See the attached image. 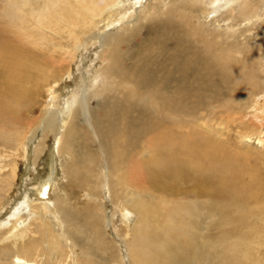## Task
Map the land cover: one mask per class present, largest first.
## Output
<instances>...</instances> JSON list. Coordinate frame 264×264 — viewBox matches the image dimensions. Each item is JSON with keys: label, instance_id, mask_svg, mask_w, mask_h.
<instances>
[{"label": "bare ground", "instance_id": "1", "mask_svg": "<svg viewBox=\"0 0 264 264\" xmlns=\"http://www.w3.org/2000/svg\"><path fill=\"white\" fill-rule=\"evenodd\" d=\"M73 1H68V6L60 7L59 5V9L55 13H48L51 17L50 21H47V25L41 22L43 17L39 20L40 30L37 29L40 34L49 32L53 35L52 37L50 35L51 38L48 40L41 36L38 37L40 41L36 40L40 44L38 47L46 50L47 53L45 54L43 51L42 56L36 52L37 50L30 51L27 48L20 71L11 78L0 79V126H2L6 119L15 121L24 117L30 107L35 108L36 97L33 95V88L36 87V84H40L41 87L52 92L62 81L68 80L67 78L72 76L74 60L79 59L80 63L84 64V59L81 58H84L86 51L94 45L99 48V52L93 53V62L87 60L89 65L86 70L88 73L91 72V77L87 82H81L77 92L68 91L69 95L66 93L69 96L67 100L65 99L66 103L70 99L72 101L64 105L65 109L59 113L53 107H43L36 118L33 117L35 119L30 117L34 121L25 124L24 131H17L15 141L18 142L17 146L21 147L25 155L26 144H35L37 137L39 138L38 144H35V153L38 159L39 155L45 151H49L51 155L53 150L60 155L69 154L68 157L72 158L73 164L69 168L68 177L74 184L73 189L88 190V195H98L99 193L94 192L95 188L91 190L89 187L85 188L89 170L82 176L81 169L84 170L94 164L97 171L95 186L100 189L104 187L106 191L110 192L111 196H108L113 199L117 193L113 194L112 192L117 188L122 193H124L123 189L132 188L148 192L157 191L162 186L159 185L158 175L153 168L146 164L148 162L150 164L159 156L163 157L166 162L173 161L175 167L185 169L191 167L192 172H195L194 169L197 166L200 167L195 153L202 152L204 153L202 168L206 172H212L209 169H213L214 163H216L210 154L213 151L212 144L204 138L202 143L196 144V140L190 132L189 124L200 118L217 116L221 121L226 119L228 125L238 126L245 138L254 140L260 146L264 144V114L250 104L251 100L259 94L256 92L259 88V81L262 80L257 78V72H259L257 66L264 54V29L257 38V35H253L254 27L250 28V26L255 25L258 21L260 15L257 13L256 7L259 4H264V0H208L207 3H204V0L200 2H196L197 0H172V2L159 0L145 8L143 14L132 22H129V19L136 13L133 8L135 5L139 6L144 0H133L127 5L125 0ZM235 5L238 7L237 12L234 8ZM211 8L215 11H212ZM41 12L43 11L41 10ZM45 20L43 19V21ZM213 21L217 23L219 29H222V25L228 29L227 24L242 25V28L237 31H225L224 36L205 27ZM241 22L243 23L241 24ZM21 24L19 28L22 32ZM104 29L109 32L103 33ZM88 30L93 31L86 35ZM128 32L133 34L130 37L131 46L127 44L128 36L121 37L122 34ZM62 35L66 37L62 39ZM54 36L56 37L54 38ZM27 37L24 35L25 39H28ZM30 39L32 38L30 37ZM93 50L94 47L91 51ZM236 53L241 56L242 64L235 66L233 58L236 57ZM78 55H81V58H78ZM37 57L44 59V62H39L42 68L37 66L39 61ZM102 61L104 63H101ZM91 65L94 66V69L89 68ZM77 68L79 69V66ZM256 103L257 101L254 104ZM259 104H262L260 107L263 109L264 103ZM247 115L249 118L246 117ZM20 128L22 127L20 126ZM51 140L53 145L48 146L47 143ZM91 142L98 147L86 151V147ZM149 147L153 149L148 155L146 148ZM189 152L195 155L189 157L187 161L175 162L172 160H181L189 156ZM16 169L13 166L12 174H15ZM91 186L93 185L91 184ZM46 187V184L36 187L40 202L34 205L30 214H43L49 209V203L52 201H45L49 196ZM248 187L249 185L245 188L248 190ZM259 192V190H255L256 194ZM126 193L127 191L125 195ZM261 193L264 194V191ZM247 197L249 200L254 195L247 192ZM26 200L24 198V203L18 204L17 210L13 214H9L14 221L13 230L16 231L19 228L17 233L9 237L13 246V252L10 255L12 260L1 264H39L37 256L33 257L31 253L34 249L33 245H25L21 249H17L16 246L18 241L23 240L22 228L30 218L19 220L20 216L16 217L21 211L27 209L26 206H29L25 203ZM65 204L67 203L64 202V206L53 203L52 208L59 227L62 229L67 252H75V256L69 264H80L81 260L79 261L76 257L78 250L85 253L84 264H95L91 260L92 257H88L89 255L96 258L99 256L104 260L107 255L102 248L98 246V251L96 249L91 251L84 241V234L92 232L93 237L97 234L92 230H95L100 222L97 224L95 219L88 220L87 217L92 215V213L88 214V210V212L79 210V214L74 216L67 210ZM163 204H165V200L162 197L161 205ZM161 205L159 203L158 206L156 204L146 205L145 201H140L139 205H136L139 214L143 215L142 222L145 224V229L148 227L149 214L155 213L156 208L159 213L156 212L157 217L152 220L165 213L166 209ZM176 207L178 211L182 212L180 206L176 205ZM62 218L68 222L69 226H66L69 229L72 228L71 233L61 223ZM76 219L79 223L73 224ZM105 223L103 226L104 229H107L105 226L109 223L106 221ZM170 224L173 223L170 222ZM170 224L166 223L169 226ZM175 226H179V223ZM64 228L66 229L64 230ZM148 229L152 231L153 228ZM147 232L143 231V236L148 241L149 234L147 235ZM178 232L180 238L187 241L191 247H194L193 244L197 245L192 234L183 230H178ZM135 234L137 233L135 232ZM139 237L134 250L142 251V247L144 249L147 246V241L144 242ZM100 239L102 241L104 238ZM162 239L164 244L165 238ZM107 244L105 246L108 248L104 246L105 249H114ZM154 245L156 246V244ZM89 246L93 249L92 245L89 244ZM22 249L25 251L20 252L19 250ZM132 250V247L129 248V253L133 255L134 251L132 252ZM196 250L197 248L194 251ZM256 252V248L253 249V254L250 256L252 262H255V257L258 256ZM139 256L140 254L134 256L136 262L140 260ZM244 260H240V262L245 264Z\"/></svg>", "mask_w": 264, "mask_h": 264}, {"label": "rangeland", "instance_id": "2", "mask_svg": "<svg viewBox=\"0 0 264 264\" xmlns=\"http://www.w3.org/2000/svg\"><path fill=\"white\" fill-rule=\"evenodd\" d=\"M68 1L74 2L73 0H0V79L11 78L20 71L21 63L25 57V50L27 48L30 51L37 50L36 52L42 56L44 54L43 51L45 54L47 53L46 50L38 47L40 46L38 37H45V39L48 40L53 35L49 34V32L40 34L39 20L43 17L41 22L47 25L51 17L48 13H55L59 9V5L60 7L68 6ZM131 1L133 0H125V4L127 5ZM158 1L159 0H144L139 6L135 5L133 9L136 13L130 17L129 22H132L136 17L142 15L145 8L149 5ZM200 1L201 0H197L196 2ZM166 2H172V0H166ZM207 2L208 0H204V3ZM55 3H58L57 6ZM258 6L256 7L257 13L260 15L258 21L255 25L250 26V28L254 27L253 35H257V38H259V34H262L261 32L264 29V24H262L264 23V4H259ZM203 7L207 6L204 5ZM234 8L237 12V5H235ZM41 10L43 12H41ZM211 10L215 11L213 8H211ZM219 13L220 11L218 14ZM81 14L83 15L82 12ZM43 19L46 20L43 21ZM242 23L243 22H241V24ZM20 24L24 32H21L19 28ZM125 24L130 25L128 23ZM222 26V29H219L217 23L214 21L213 23H208L207 26L205 25L208 29H213L224 36L225 31H237L242 28V25L239 26L238 24H227L229 27L228 29L225 25ZM37 28H39V30ZM92 31L93 30L86 31V35L91 34ZM103 31V33L109 32L107 29ZM25 32L27 33L25 34ZM32 32L35 34H31ZM24 35L25 37L28 36V39H25ZM29 35L32 39H30ZM132 35L133 34L128 32L121 36L123 38L128 36L127 44L129 46H131L132 43L130 39ZM55 37L56 36H54V38ZM61 37L64 39L66 36L62 35ZM45 39L42 40L45 41ZM93 47L94 50L91 51ZM81 50L83 49L81 48ZM94 52H99V48L98 46L96 47V45L86 51L84 58L78 55V58L84 59V64L80 63L79 59L77 60L74 58L76 60H74L75 65L73 64L72 76L68 77V80L65 79L62 81L52 92L48 89H44L40 84H36V87L33 88V95L36 97L35 108L30 107L27 114H24V117L15 120L16 123H19L18 125L15 121L6 119L4 124L0 126V264L2 262H11L12 260L10 259V255L13 252V246L11 245V239L9 237L17 233L19 227L16 231L13 230L12 225L14 221L10 218L9 214H13L14 211L17 210L18 204L24 203V198L27 199L25 203L29 204V206H26L27 209L15 216H20L19 220L26 217L30 218L28 219V223L22 228V234L20 233L23 240L18 241L16 246L17 249H21V247L24 248L25 245H33L34 249L31 253L33 257L37 256L39 264H61L62 262H64L63 264H69L71 263V259L75 256V252H67L62 229L59 227L60 225L56 220V214L53 212L52 208L53 203L54 205L63 204L64 206V202L67 203L65 204L67 205V210H69L70 213L72 212L74 216L79 214V210H82V212L86 210V212L89 211L88 214L92 213V215L90 214L89 217H87L88 220L92 219L93 221V219H95L97 222L94 221L97 224L100 222L98 224L99 226H96V229L99 230L97 231L95 228V230H92L97 233L94 237L91 235L93 234L92 232H89L90 234H84V241L88 244L86 245L91 251L95 249L98 251L99 246L103 249L105 255H107L106 258L104 257L105 261L99 256L96 258L89 255L88 257H92L91 260L95 262V264H243L240 260L244 259L245 264H258V262L259 264H264V194L261 193V191H264V155H262L264 153V144L260 146L257 145L254 140L245 138L238 126L228 125L226 119L221 121L217 116H209L204 119L200 118L194 123L189 124L190 132L195 138L196 144L202 143L204 138L213 146V151H211L210 154L212 158L216 160V163H214L213 169H209L212 172L203 170L202 155L204 153L202 152L195 153L197 162L200 166L194 169L195 172H192L191 167L188 169L175 167L173 161L166 162L163 157L159 156L158 159L153 160L150 164L148 162L146 166L156 171L159 185L162 186L154 192L132 188L129 190L123 189L124 193H122V191H119V188H117L112 192L113 194L117 193L116 197L114 196L116 199L115 201L114 198L111 199V197L108 196L110 195L108 190L106 191L104 187L100 189L95 186L97 171L94 164L89 165L88 162L89 168L84 170L81 169V174L83 173L82 176H84V172L89 170V175L87 174L88 181L86 182L88 185L85 184V188L88 189L89 187L90 190L95 188L94 192L97 194L99 193L98 195H88V190L73 189L74 184L68 177L69 168L73 164L72 158L68 157L70 156L69 154L64 153L60 155L53 150L51 155L49 151H45L39 155L40 158L38 159L35 148L38 144L37 141L39 137L36 138V145L34 143L26 144V155L21 147L17 146L18 142L15 141V138H17V131H24V125L33 122V119L36 118L38 112L43 107H53L60 113L65 109L64 105L72 101L70 99L66 103L69 92H77V90L80 89L81 82H87L88 78L91 77V72L88 73L86 67L89 65L87 60L93 62ZM122 54L125 55L124 53ZM238 54L236 53V57L233 58L235 66L242 64V58ZM37 58H39L37 66L39 65L38 68H42L39 62H44V59L40 57ZM239 60H241V62H238ZM101 63L104 62L102 61ZM77 66H79L80 71ZM93 67L94 66L91 65L89 68L94 69ZM73 70L75 71L74 73ZM257 71H259L257 72V78L262 81H259V88L256 92L259 94L251 100L252 102L250 104L254 105L256 109L264 114V108L262 109L260 107L262 104H259L261 102L264 103V54L260 59V64L257 66ZM66 93H68V95H66ZM255 101H257L256 104H254ZM7 103L6 105H9ZM253 111L256 112L255 109H253ZM30 117L35 118L31 119ZM246 117L249 118V115ZM9 121H12L13 124ZM19 125L23 129L20 128ZM37 134L39 135V133ZM52 142V140L48 141V146H52ZM93 143L96 144L94 141ZM93 143L91 142L88 147H86V151L98 147V145H94ZM152 149L151 147L146 148L148 155ZM191 154L192 153L189 152V156L181 160H172L175 162L187 161L189 157H194L195 155ZM36 158L38 161H36ZM13 166L17 168L15 174L11 172ZM43 184L47 185L46 188L49 194L45 201L48 202L50 200L53 203H49V209L44 211L45 213H41L42 215L39 213L30 214L34 209V205L40 202V200H38L40 196L37 194L36 187ZM91 184L93 186H91ZM247 185H249L248 190L245 188ZM255 190H259L260 192L256 194ZM126 191L127 193L125 195ZM247 192H251L254 197L247 200ZM162 197L165 200V204L163 205H161ZM140 201H145L146 205L156 204L158 206L159 203L166 209L162 216L160 214L158 218L152 220L157 217L156 212L159 213L157 208L156 211L154 209L155 213H152L153 215L149 214V219L146 217L148 219V227L146 229L144 226L145 224L142 222L143 215L141 213L140 215L136 208V205H139ZM252 202L255 203L249 205ZM176 205L181 207L182 212L178 211ZM105 221L109 223V225L105 226L107 229H104L103 226L106 224ZM167 221L169 224L170 222L173 224H170V226L166 225V223L168 224ZM61 223L64 224V227H66L70 233L72 232V228H68V222L64 218H62ZM77 223H79V221L76 219L73 224ZM177 223H179V226H175ZM16 225H18L17 222ZM66 228H64V230ZM148 228L153 229L151 231ZM155 229L156 231H154ZM67 230L66 232H68ZM178 230H183L192 234L193 238L197 241V245L193 244L194 247H191L187 244V241L180 238ZM143 231H148V241L143 236ZM135 232L137 234H135ZM105 234L106 237H104ZM138 236L142 238V241H147V246L144 247V249L142 247V251L134 250L136 248ZM100 238H104L102 241H106L105 244L108 243L107 246L110 245V248L113 247L116 250L112 249L114 250L112 251L111 249H105L108 247L105 246ZM162 238H165L166 242L164 244L162 243ZM89 244L92 245L93 249H91ZM154 244H156V246ZM131 247L133 248L132 252L136 251L137 253L133 252V255L129 253V248ZM196 248L197 250L194 251ZM255 248L258 256L255 257V262H252L250 256L253 254V249ZM107 250L111 251L108 252ZM19 251L22 252L25 251V249ZM137 254H140L139 258H141L136 262L134 256ZM84 255L85 253L83 251L78 250L76 253V257L79 261L81 260L80 264L85 263L86 256ZM113 257L115 258L113 259ZM238 257L240 260H238Z\"/></svg>", "mask_w": 264, "mask_h": 264}]
</instances>
